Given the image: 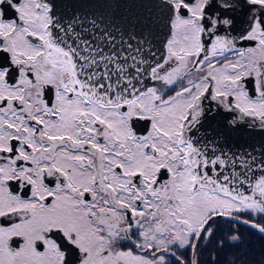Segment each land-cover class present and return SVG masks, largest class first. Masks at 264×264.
Wrapping results in <instances>:
<instances>
[{
    "label": "snow or ice",
    "instance_id": "obj_1",
    "mask_svg": "<svg viewBox=\"0 0 264 264\" xmlns=\"http://www.w3.org/2000/svg\"><path fill=\"white\" fill-rule=\"evenodd\" d=\"M264 0H0V264H264Z\"/></svg>",
    "mask_w": 264,
    "mask_h": 264
},
{
    "label": "trees",
    "instance_id": "obj_2",
    "mask_svg": "<svg viewBox=\"0 0 264 264\" xmlns=\"http://www.w3.org/2000/svg\"><path fill=\"white\" fill-rule=\"evenodd\" d=\"M253 242L256 244L257 248H259L261 246V244L264 243V242H261V241H260L261 243L260 242H257V241H253Z\"/></svg>",
    "mask_w": 264,
    "mask_h": 264
},
{
    "label": "rangeland",
    "instance_id": "obj_3",
    "mask_svg": "<svg viewBox=\"0 0 264 264\" xmlns=\"http://www.w3.org/2000/svg\"><path fill=\"white\" fill-rule=\"evenodd\" d=\"M253 241H257V242H260L258 239H256V238H253ZM261 243V242H260Z\"/></svg>",
    "mask_w": 264,
    "mask_h": 264
}]
</instances>
